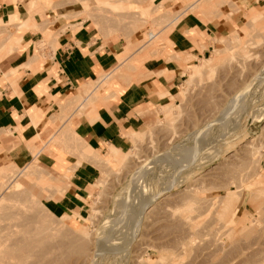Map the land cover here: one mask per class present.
Returning a JSON list of instances; mask_svg holds the SVG:
<instances>
[{
  "label": "rangeland",
  "instance_id": "374dc122",
  "mask_svg": "<svg viewBox=\"0 0 264 264\" xmlns=\"http://www.w3.org/2000/svg\"><path fill=\"white\" fill-rule=\"evenodd\" d=\"M118 2L117 6L99 3V7L107 8L99 9V14L124 22L127 5L118 9L122 0ZM30 3L38 8V0ZM161 5L156 7L158 18L143 12L135 14L145 20L142 41L125 48L119 55L120 64L110 76H101L99 81L81 88L74 102L82 111L92 106L94 98L105 99L121 92L124 86L117 79L123 77L128 81L138 62L136 58L128 60V56L135 47L157 42L165 26L175 24L195 8L205 14H218L225 7L231 12L238 9L236 0H186L180 12H163ZM85 7L88 12L92 9L87 3ZM226 18L218 20L223 36L217 41V49L198 64H191L177 94L150 109L145 124L138 129L144 132L130 137L121 165L110 163L105 155L108 151L102 154L86 150L74 132L78 143L71 141L72 129L68 126L58 134H51L48 141L55 144L68 141V148L73 147L83 157L84 150L92 155L85 159L99 164L100 176L85 200L86 212L80 221L61 212L68 174L58 173L37 159L46 142L34 146V159L25 166L0 165V233L7 237L13 228L10 225L19 220L16 223H21V235L25 233L26 238L41 245L36 246L37 250L32 248L36 251L33 254L20 256L22 260L17 258L16 264L23 261L38 264L41 260L42 264H92L93 259L98 264H264V14L249 9L234 23ZM17 19L10 15L8 21L0 24L11 26ZM150 34L154 35L151 39ZM10 42L15 44L17 40L11 38ZM98 86L102 92L95 93ZM138 171L143 174L140 182L136 178ZM56 186H61V191ZM139 191L149 201L148 208L140 211L137 228L126 243L131 237L127 230L132 228L128 215L130 209L138 207ZM228 195L235 196L230 199ZM121 202L123 208L119 206ZM24 218H29V227ZM5 225H9L8 232L5 229L2 232ZM43 226L50 234L41 235ZM21 227L25 229L22 231ZM34 230L36 234L32 233ZM110 233L111 240L104 242ZM121 234L125 240H112V235ZM96 240L106 243L101 258L93 255ZM112 245L117 247L115 252L106 248Z\"/></svg>",
  "mask_w": 264,
  "mask_h": 264
},
{
  "label": "crops",
  "instance_id": "0c3cea01",
  "mask_svg": "<svg viewBox=\"0 0 264 264\" xmlns=\"http://www.w3.org/2000/svg\"><path fill=\"white\" fill-rule=\"evenodd\" d=\"M31 1L0 0V21H8L10 15L18 18L14 25L0 24V165L23 167L33 161L34 146L46 142L37 159L68 174L61 212L78 221L84 218L85 200L99 179V164L85 159L92 155L84 150L83 157L68 148V141H48L51 134L70 127L71 141L78 143L75 134L86 150L108 151L105 155L110 163L121 165L130 137L144 132L138 129L150 109L177 94L191 64H198L217 49L223 36L218 20L223 16L234 23L249 9L264 14V0H236V11L225 7L219 16L197 8L185 13L162 29L157 42L135 47L130 53L128 60L136 58L137 67L128 81L117 79L124 86L119 94L94 98L84 112L74 102L81 88L110 76L125 48L142 41L145 20L135 14L158 18L156 7L161 3L163 12H180L186 0H122L118 9L127 5L123 11L127 19L122 23L99 14V9H107L99 3L117 6L119 0H38L33 13L28 10ZM11 38L17 43H9ZM96 91L102 92L100 86Z\"/></svg>",
  "mask_w": 264,
  "mask_h": 264
},
{
  "label": "bare ground",
  "instance_id": "6f19581e",
  "mask_svg": "<svg viewBox=\"0 0 264 264\" xmlns=\"http://www.w3.org/2000/svg\"><path fill=\"white\" fill-rule=\"evenodd\" d=\"M28 10L30 11V12H33V11H35L36 10V7H35V3H31V4H29L28 5ZM153 34H150V39L151 38H153ZM28 166V165H27ZM38 166H40V165H38ZM12 167V166H11ZM10 168V167H9ZM25 168V167H24ZM8 169V168H7ZM36 169H37V167H36ZM35 169V170H36ZM40 169V168H39ZM43 169V168H42ZM46 169V168H45ZM68 169V168H67ZM8 171V170H7ZM24 169H22V172L24 173ZM41 171V170H40ZM44 172V171H43ZM46 172H48V171H46ZM37 173V172H36ZM141 173L142 172H140V171H138L137 172V175H136V178H137V181L138 182H140L141 181V178H143V174L141 175ZM20 174V173H19ZM25 174H26V172H25ZM40 174H42L41 172H40ZM63 174V173H62ZM9 175V174H8ZM8 175H5L6 176V178H7V176ZM39 175V174H38ZM45 175V174H44ZM43 175V176H44ZM64 175V174H63ZM18 176V175H17ZM3 177V176H2ZM39 177V176H38ZM239 177V176H238ZM237 177V178H238ZM37 178V177H36ZM44 179H45V177H43ZM48 178V177H47ZM68 178H69V176H68ZM236 178V177H235ZM5 179V178H4ZM52 179V178H51ZM55 179H57V180H59V179H61L60 178V176H59V179L58 178H55ZM63 179H65L64 177H63ZM62 179V180H63ZM8 180V179H7ZM45 180H47V179H45ZM66 180H68V179H66ZM237 180V179H236ZM239 180V179H238ZM50 181V180H49ZM51 181H53V180H51ZM15 182H17V181H15ZM54 182V181H53ZM63 182H64V180H63ZM62 182V183H63ZM67 184H68V182L67 181H65ZM18 183V182H17ZM8 184H11V183H8ZM14 184V183H13ZM52 184V183H51ZM222 184V183H221ZM227 184V183H226ZM242 185V184H241ZM10 186V185H9ZM55 186V185H54ZM231 186V185H230ZM8 186L6 185V188H7ZM61 187V186H60ZM60 187L58 186H56V188L59 190L60 189ZM63 187V186H62ZM237 187V186H236ZM238 187H239V185H238ZM49 188V187H48ZM142 188V186H140V188L139 189H141ZM62 189V188H61ZM61 189H60V191H61ZM237 189V188H236ZM31 190V189H30ZM57 190V191H58ZM138 190V189H137ZM21 191V190H20ZM55 191H56V189H55ZM59 192V191H58ZM137 192V191H136ZM20 193V192H19ZM10 194V193H9ZM139 194H141V192L139 191ZM240 194V193H239ZM255 194V193H254ZM263 194V193H262ZM30 195H32V194H30ZM232 195V194H231ZM231 195H228L229 197L231 196ZM237 195V194H236ZM235 196V195H234ZM234 196H232V197H234ZM239 196V195H238ZM17 197H18V195H17ZM22 197V196H21ZM26 197V196H25ZM30 197V196H29ZM135 197H136V195H135ZM227 197V196H226ZM232 197H230V199L232 198ZM0 198H1V196H0ZM2 198H4V196L2 197ZM10 198H12V197H10ZM44 198V197H43ZM48 198V197H47ZM5 199V198H4ZM24 199V198H23ZM22 199V200H23ZM45 199V198H44ZM138 201V203H136V205H138V207L137 208H133V209H130V213H131V215H128V217L129 216H131V217H129L130 218V221H132V224H131V226H132V228L131 229H129V230H127V231H129V233L131 234V237L130 238H128L127 239V241H126V243H128L130 240H131V238H132V236H133V234H134V232H135V230H136V223L138 222V220H139V218H140V216H141V213H140V211H142L144 208H146L147 206H148V203H149V201L147 200V198L146 197H144V195L142 196V194L138 197V198H136ZM223 199V198H222ZM225 199V198H224ZM229 199V198H228ZM21 200V199H20ZM220 200V199H219ZM26 201H27V199H26ZM29 201H30V198H29ZM124 202H125V200H123ZM229 201V200H228ZM32 203H34V202H32ZM36 203V202H35ZM34 203V204H35ZM3 205V204H2ZM25 205V204H24ZM37 205V204H36ZM35 205V206H36ZM122 205V202L121 203H119V206H121ZM129 206V205H128ZM23 207V206H22ZM2 208V207H1ZM4 208V207H3ZM36 208V207H35ZM42 208V207H41ZM120 208V207H119ZM121 208H123V205H122V207ZM130 208V207H129ZM148 208V207H147ZM27 209V208H26ZM34 209V208H33ZM32 210V209H31ZM35 210V209H34ZM120 210V209H119ZM7 211H8V209H7ZM25 211V210H24ZM27 211H29V210H27ZM42 211V210H41ZM46 211V210H45ZM3 212V211H2ZM6 212V211H5ZM4 212V213H5ZM9 212V211H8ZM18 212V211H17ZM20 212V211H19ZM18 212V213H19ZM8 214V213H7ZM7 214H6V216H7ZM22 214V213H21ZM26 214V213H25ZM24 214V215H25ZM128 214H129V211H128ZM230 214V213H229ZM16 215H17V213H16ZM23 215V214H22ZM28 215V214H27ZM26 215V216H27ZM19 216H20V214H19ZM29 216V215H28ZM37 216V215H36ZM42 216H44V215H42ZM46 216V215H45ZM233 215H232V213H231V217H232ZM5 217V216H4ZM22 216H20V218H21ZM24 217V216H23ZM23 217H22V219H23ZM33 217V216H32ZM39 217V216H38ZM41 217V216H40ZM50 217V216H49ZM126 217H127V214H126ZM125 217V218H126ZM19 218V219H20ZM29 218H30V216H29ZM28 218V219H29ZM34 218V217H33ZM36 218V217H35ZM44 217H42V219H43ZM46 218V217H45ZM6 219V218H5ZM7 219H9V218H7ZM17 219H18V217H17ZM24 219H27V218H24ZM28 219L27 220H25V222H26V224H27V226L29 227V225L28 224H30V222L28 221ZM38 219V218H37ZM15 220H16V218H15ZM21 220V219H20ZM48 220V219H47ZM6 221V220H5ZM14 221V220H13ZM17 221H19V220H17ZM16 221V222H17ZM22 221V220H21ZM31 221V223H32V219L30 220ZM117 221V220H116ZM3 222V221H2ZM15 222V223H16ZM24 222V221H23ZM24 222V223H25ZM35 222V221H34ZM33 222V223H34ZM5 223V222H4ZM7 223V222H6ZM13 223V222H12ZM15 223H13V224H15ZM18 223V222H17ZM15 224V225H10L9 223V225H10V227H13V228H11V229H9V225H7V227H6V225H5V227L4 226H2V232H4L3 230L5 229V231H6V228L7 229H9V232H8V230L6 231V232H8L7 234H6V232H5V234L7 235V237L5 236V235H3L2 233H0V235H3V236H5V238L2 240V244H1V247H2V251H1V253H2V258H1V260H2V262H0L1 264H16L17 262L15 261V260H17V258H19L20 256H22V255H28L29 256V254L31 255V253L33 254V251L34 252H36L35 251V249H36V246H38L37 244H39V243H36V241L34 240V242H33V238H32V241L29 239V238H26L25 236H24V232H22V233H24V234H22L21 235V230H20V227H19V224H21V223H19V224ZM24 223H22V224H24ZM42 223V222H41ZM37 224V223H36ZM38 224H40V223H38ZM117 224V223H116ZM3 225V224H2ZM33 224H31L30 225V228H31V226H32ZM44 225V224H43ZM46 225V224H45ZM41 225H38V228L37 229H40L39 227H40ZM26 227V226H25ZM25 227H24V229H25ZM34 227V226H33ZM47 227V226H46ZM36 228V227H35ZM34 228V229H35ZM21 229H22V227H21ZM24 229H22V231L24 230ZM41 229H42V231H41V235H42V232L43 233H45L47 230H46V228H45V226H43V228L41 227ZM44 229L46 230V231H44ZM48 229V228H47ZM61 229V228H60ZM128 229V228H127ZM27 230V229H26ZM30 230V229H29ZM112 230V229H111ZM0 231H1V229H0ZM38 231L39 230H37V233H38ZM49 231V230H48ZM83 231H85V230H83ZM109 231V230H108ZM27 232H29V231H27ZM27 232H26V234H27ZM56 232V231H55ZM125 232V231H124ZM32 233H34V234H36V231L34 230ZM32 233H30L29 232V234H32ZM34 234H32V235H34ZM39 234H40V231H39ZM48 235V234H50L49 232H46L45 233V235ZM20 235L21 236H24L23 238H21L20 237ZM44 235V234H43ZM44 235V236H45ZM65 235V234H64ZM31 236V235H30ZM36 236H39V235H36ZM57 236V235H56ZM76 236V235H75ZM110 236H111V233L109 234V235H107L106 237H105V239H104V242H106V243H108V241H110L111 240V238H110ZM41 238L43 237V236H40ZM49 237H50V235H49ZM31 238V237H30ZM35 238V237H34ZM26 239H28V240H26ZM118 239H120L121 241L122 240H125V237H124V235L123 234H121V235H119V236H117V235H112V240L114 241V240H118ZM40 240V238H38V240L37 241H39ZM42 240H44V241H46L44 238L42 239ZM50 240V239H49ZM48 240V241H49ZM69 240V239H68ZM43 241V242H44ZM32 242H33V246H32ZM40 242V241H39ZM42 242V241H41ZM42 242V246L44 245V243ZM70 242V241H69ZM115 242V241H114ZM34 243H36L35 244V246H34ZM45 243H47V242H45ZM106 243H105V245H106ZM76 244V243H75ZM105 245H103V244H101V242L98 240H96V243L94 244V246L96 247V251L94 252V254L93 255H95V254H97V255H99L100 257L99 258H101L102 257V253L104 252L103 250H102V248L105 246ZM39 246H41V245H39ZM38 246V247H39ZM45 246V245H44ZM88 246V245H87ZM93 246V247H94ZM0 247V248H1ZM37 247V248H38ZM18 248V249H17ZM32 248H35L34 250L32 249ZM107 249H109V251H112V252H115L116 250H117V247H116V245L115 246H110V247H106ZM106 248L104 249V250H106ZM32 249V250H31ZM45 250H46V248H44ZM65 249V248H64ZM95 249V248H94ZM37 250V249H36ZM78 250V249H77ZM100 250H102V251H100ZM32 251V252H31ZM41 251V250H40ZM48 251V250H47ZM93 251V250H92ZM91 251V252H92ZM30 252V253H29ZM0 253V254H1ZM46 253V252H45ZM45 253H41V254H43L44 256H45ZM40 254V255H41ZM52 254V253H51ZM54 254V253H53ZM88 254H89V252H88ZM91 254V253H90ZM112 254V253H111ZM34 255H36V253H34ZM37 256V255H36ZM43 256V257H44ZM47 256H48V254H47ZM50 256V255H49ZM66 256V255H65ZM72 256V255H71ZM24 257V256H23ZM22 257V258H23ZM32 257H34V256H32ZM43 257H41L40 256V258H42V259H44V260H46L45 258H43ZM46 257V256H45ZM55 257V256H54ZM88 257H89V255H88ZM24 258H27V257H24ZM39 258V257H38ZM49 258V257H48ZM51 258V257H50ZM49 258V259H50ZM70 258V257H69ZM20 260H22L21 258H19ZM52 259H54V258H52ZM56 259V258H55ZM83 259V258H82ZM0 260V261H1ZM27 260V259H26ZM48 260V259H47ZM58 260V259H57ZM84 260H85V258H84ZM88 260V259H87ZM100 260V259H99ZM39 261V260H38ZM38 261H36V262H38ZM52 261V260H51ZM16 262V263H15ZM20 262V261H19ZM24 262V261H23ZM22 262V263H23ZM27 262V261H26ZM41 262H42V260H41ZM40 261H39V263H41ZM47 262V261H46ZM53 262V261H52ZM61 262V261H60ZM85 262V261H84ZM21 263V264H22ZM38 263V264H39ZM43 263V262H42ZM41 263V264H42ZM45 263V262H44ZM73 263V262H72ZM99 263V262H98ZM97 263V261L96 260H94L93 259V261H92V264H98ZM24 264V263H23ZM27 264V263H26ZM29 264H32V262L30 263L29 262ZM33 264H35V261L33 262ZM37 264V263H36ZM53 264V263H52ZM79 264H81V263H79Z\"/></svg>",
  "mask_w": 264,
  "mask_h": 264
}]
</instances>
